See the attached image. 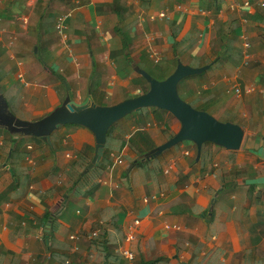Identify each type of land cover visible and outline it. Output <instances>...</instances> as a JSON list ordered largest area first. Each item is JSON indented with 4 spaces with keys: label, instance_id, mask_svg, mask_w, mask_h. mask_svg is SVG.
Instances as JSON below:
<instances>
[{
    "label": "crops",
    "instance_id": "crops-1",
    "mask_svg": "<svg viewBox=\"0 0 264 264\" xmlns=\"http://www.w3.org/2000/svg\"><path fill=\"white\" fill-rule=\"evenodd\" d=\"M259 1L0 0V89L17 117L37 120L59 106L64 81L77 101L90 92L99 105L121 102L149 89L137 67L163 79L180 59L210 64L179 82L188 102L245 130L238 150L206 144L197 160L187 140L148 159L141 150L167 141L181 123L152 107L134 112L111 127L86 193L70 198L72 181L93 157V132L65 124L51 144L0 126V264H264ZM162 10L167 17L151 19ZM64 11H72L67 43L55 29ZM149 47L161 52L158 64ZM122 248L135 258L121 257Z\"/></svg>",
    "mask_w": 264,
    "mask_h": 264
},
{
    "label": "water",
    "instance_id": "water-1",
    "mask_svg": "<svg viewBox=\"0 0 264 264\" xmlns=\"http://www.w3.org/2000/svg\"><path fill=\"white\" fill-rule=\"evenodd\" d=\"M209 67L210 64L194 67L179 59L175 70L163 79H158L145 69L137 67L136 70L149 82V89L112 105L96 104L90 92L85 99L77 101L69 84L64 81L67 95L63 102L37 120H24L11 112L0 89V126L11 133L39 137L45 142H51V134L62 125L85 126L93 132L96 145L93 157L82 171V175L100 162L109 129L125 116L145 107L166 110L181 123L179 130L171 138L146 153L148 159L157 157L164 150L187 140L195 144L197 160L206 142L229 150H238L245 134L244 128L239 123L220 120L206 110L195 108L179 94L178 85L182 79L200 74Z\"/></svg>",
    "mask_w": 264,
    "mask_h": 264
},
{
    "label": "built area",
    "instance_id": "built-area-1",
    "mask_svg": "<svg viewBox=\"0 0 264 264\" xmlns=\"http://www.w3.org/2000/svg\"><path fill=\"white\" fill-rule=\"evenodd\" d=\"M259 5L261 7H264V0H260L259 1ZM201 12H205V10L203 9H200ZM71 12L72 11H64L62 13H60L58 16H57V19H56V22H55V29L57 31V33L59 34L61 40L63 42H68V39H69V26H68V19L69 17L71 16ZM167 17L168 14L166 13L165 10H162L159 12L158 15L154 16L152 15L151 16V19H155L156 17ZM244 44H245V47L246 48H249L250 47V43H249V40H248V36H244ZM149 56L151 57V59L153 60L154 63H159V61L161 60V52L158 50V49H155V48H152V47H149ZM250 57L249 53L246 52L245 53V61L244 63H248V58ZM20 78L23 77L22 74H19ZM232 89L234 90L235 93L239 94L241 93V88L238 86V85H235L232 87ZM254 88H253V85H249L245 88V92H250L252 91ZM117 163H121L123 160L119 157H117ZM140 223V220L139 219H136L135 220V224H139ZM99 231L95 230L91 233V237H95L96 235H98ZM71 238L72 239H78L79 236L78 235H71ZM131 238H133V236L131 235V233H127L126 234V239L127 240H130ZM122 251V254H123V257L126 258V259H129V260H133L135 258V253L129 249V248H122L121 249Z\"/></svg>",
    "mask_w": 264,
    "mask_h": 264
},
{
    "label": "trees",
    "instance_id": "trees-1",
    "mask_svg": "<svg viewBox=\"0 0 264 264\" xmlns=\"http://www.w3.org/2000/svg\"><path fill=\"white\" fill-rule=\"evenodd\" d=\"M126 40L124 39L123 40V44H124V46L126 47ZM59 77V76H58ZM60 78V77H59ZM60 79H62V78H60ZM184 80V79H183ZM142 92H144V91H142ZM146 92V91H145ZM190 103V102H189ZM192 106H194L195 108H198V109H202V110H206L205 108H203V107H197V106H195L194 104H192V103H190ZM149 107H145V108H142L140 111H138V112H142L143 110H145V109H148ZM151 108V107H150ZM153 109H154V111L155 112H167L166 110H163V109H159V108H155V107H152ZM110 132H111V128L109 129V131H108V134H107V141H106V144H105V148L108 146V143H109V140H110ZM32 138H34L35 140H37V141H39V142H42V143H47V142H45L44 140H42L41 138H39V137H35V136H32ZM141 138H144L143 136H141ZM12 142L13 143H16V139H12ZM51 144H52V142H50ZM206 144H212L211 142H206V143H204V145H206ZM204 145H203V147H204ZM203 147H202V151H203ZM149 150H151V148L150 149H145V150H141V155H142V158H144V156H145V153H147ZM105 152V151H104ZM99 165H97L96 167H94L93 169H91L89 172H87V173H85V174H83L82 175V170L79 172V174L77 175V177L75 178L76 180H75V182L73 181V183H72V186L75 184H81L82 185V187H84L83 185H84V180H85V178L87 179V176L92 172V171H94V170H96L97 169V167H98ZM87 180H89V179H87ZM71 186V187H72ZM77 191L78 190H76L75 192L77 193ZM93 238H96V237H93Z\"/></svg>",
    "mask_w": 264,
    "mask_h": 264
},
{
    "label": "rangeland",
    "instance_id": "rangeland-1",
    "mask_svg": "<svg viewBox=\"0 0 264 264\" xmlns=\"http://www.w3.org/2000/svg\"><path fill=\"white\" fill-rule=\"evenodd\" d=\"M157 64H158V63H157ZM157 66H158V65H157ZM55 73H56V72H55ZM194 75H195V74H194ZM194 75H190V76H194ZM196 75H197V74H196ZM56 76H58L57 73H56ZM187 78H189V76L185 77L184 80H186ZM184 80L182 79L181 82H184ZM60 89L63 90L64 87L61 85V86H60ZM197 90H199V88H198ZM197 90H196L195 94H196L198 97H202L203 95H205V91H202L201 93H197ZM178 91H179L180 96H181L185 101L188 102V100H187V98H186V95H185L184 91H183L180 87H178ZM190 103H191V102H190ZM188 141H189V140H188ZM212 144H213V143H212ZM100 161H101V160H100ZM108 170H110V169H108ZM73 179H74V178H73ZM73 179H71L70 181H72ZM75 180H76V179H74L73 181L75 182ZM73 181H72V183H73ZM71 186H72V185H71ZM76 190H78L77 193L75 192ZM69 192H70V198L73 197V196H76V198H77L79 194H85V193H86V192L83 191V189H82V185H80V184H76V185L74 184V185L69 189ZM71 195H72V196H71ZM97 248H98V247H96L94 250L96 251ZM119 253H120L121 257H122L123 254H122V251H121V250L119 251Z\"/></svg>",
    "mask_w": 264,
    "mask_h": 264
},
{
    "label": "clouds",
    "instance_id": "clouds-1",
    "mask_svg": "<svg viewBox=\"0 0 264 264\" xmlns=\"http://www.w3.org/2000/svg\"><path fill=\"white\" fill-rule=\"evenodd\" d=\"M143 93H144V92H143ZM136 96H137V95H136ZM155 108H156V107H155ZM159 109H160V108H159ZM140 110H141V109H140ZM140 110H139V111H140ZM136 112H138V111H136ZM167 112H168V111H167ZM133 113H134V112H133ZM209 113H210V112H209ZM131 114H132V113H131ZM129 115H130V114H129ZM215 117H216V116H215ZM150 125H151V124H149V123L146 124L147 128H148ZM146 126H143V127H142V126L140 125V126L137 127V129H139L140 131H142L141 129L145 128ZM139 130H138V131H139Z\"/></svg>",
    "mask_w": 264,
    "mask_h": 264
}]
</instances>
